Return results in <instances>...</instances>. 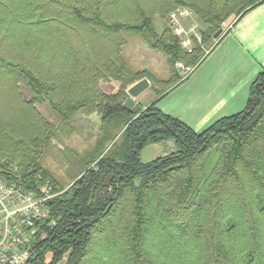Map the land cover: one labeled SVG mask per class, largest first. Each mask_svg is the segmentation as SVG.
<instances>
[{"label":"trees","instance_id":"trees-1","mask_svg":"<svg viewBox=\"0 0 264 264\" xmlns=\"http://www.w3.org/2000/svg\"><path fill=\"white\" fill-rule=\"evenodd\" d=\"M144 1L0 0V77H8L0 93V177L32 187L40 175L57 193L50 202L56 224L34 242L31 264H264V72L243 110L200 133L157 106L187 77L177 61L195 69L221 22L234 14L220 39L264 0ZM178 6L192 8L205 26L203 46L190 53L168 27L158 33L154 26L155 15L167 18ZM126 34L166 56L168 79L123 60ZM141 78L156 98L133 114L122 97ZM110 80L119 82L114 94L99 88ZM18 83L33 98L23 100ZM45 101L61 122L79 111L101 120L84 170L65 190L37 156L58 131L34 107ZM169 139L175 151L141 161L145 146Z\"/></svg>","mask_w":264,"mask_h":264},{"label":"crops","instance_id":"crops-1","mask_svg":"<svg viewBox=\"0 0 264 264\" xmlns=\"http://www.w3.org/2000/svg\"><path fill=\"white\" fill-rule=\"evenodd\" d=\"M220 36L213 39L197 67L157 104L196 133L243 110L251 83L264 72V3ZM102 85L111 86L109 94L118 89L113 83L99 82L101 91Z\"/></svg>","mask_w":264,"mask_h":264},{"label":"rangeland","instance_id":"rangeland-1","mask_svg":"<svg viewBox=\"0 0 264 264\" xmlns=\"http://www.w3.org/2000/svg\"><path fill=\"white\" fill-rule=\"evenodd\" d=\"M156 1L157 0H145L144 2L149 7L150 4H153L152 2ZM203 1L204 0H198L199 4H203ZM234 18L235 16L233 14L223 21L225 22V25H220L222 33L227 30V27L230 25V23H232ZM154 26L156 31L160 33L165 26L167 27L166 18H160L158 15H155ZM202 27L203 29L205 28L203 24ZM212 42L213 41L208 42L204 48L208 49ZM120 54L123 60H125V62L133 70L146 69L151 71L155 77L165 80L170 76V66L167 62L166 56L162 52L151 48L145 42V40L138 36L126 34L125 43L122 46ZM179 62L180 61H177L175 63V69L182 77V70L176 65ZM7 79V76L0 77V93L2 92L3 88L5 89L4 85L7 86ZM100 83L103 84L105 82L100 81ZM106 83H113L118 87L117 81L110 80ZM102 86L104 87H102L104 92H107L111 89V86L109 85ZM17 87L20 97L23 100L28 101L33 98V93L28 87H26V85L23 83H18ZM107 94L109 93L107 92ZM155 98V93L151 90V88H147L135 100L136 103L140 104L143 108L154 101ZM34 107L46 121H48L50 124H53L54 126H58V131L55 137L50 139L48 145H44L41 147V149H39V151H41L37 154V156L42 167L48 171L51 178L56 181L60 188L65 190L85 168L83 162L86 160L87 153L93 148L98 137L100 136V116L96 112L79 111L67 122H61V118L54 110L51 109L50 105L46 101L43 103H37L34 105ZM15 146L12 144L10 147L5 146L4 149H2L3 151L14 150ZM175 150L176 146L173 139L158 143H151L145 146L141 151L140 159L142 162H149L157 157L167 155ZM8 159L10 158L7 157V160ZM11 164L14 166L16 165L15 162ZM93 248V252L97 253L96 247ZM50 258L51 255L48 254L46 260H50ZM62 263L63 260L58 264ZM88 264L95 263L93 260H91Z\"/></svg>","mask_w":264,"mask_h":264},{"label":"built area","instance_id":"built-area-1","mask_svg":"<svg viewBox=\"0 0 264 264\" xmlns=\"http://www.w3.org/2000/svg\"><path fill=\"white\" fill-rule=\"evenodd\" d=\"M167 27L179 39L180 46L190 53L202 44V23L188 6H178L166 18ZM222 22L221 26H224ZM230 25L227 27V29ZM182 77L191 72L182 62L176 64ZM8 171L15 173L10 165ZM57 195L49 178L38 175L32 187L7 177H0V264H31L34 242L56 224L50 207ZM47 257V256H46ZM47 261V260H46Z\"/></svg>","mask_w":264,"mask_h":264},{"label":"water","instance_id":"water-1","mask_svg":"<svg viewBox=\"0 0 264 264\" xmlns=\"http://www.w3.org/2000/svg\"><path fill=\"white\" fill-rule=\"evenodd\" d=\"M222 30L218 29L213 35V39H217L222 35ZM150 87V81L147 78H141L140 80L134 82L126 89V95L122 97V105L126 110H130L133 114H138L142 111L140 104L136 103L135 99L147 88Z\"/></svg>","mask_w":264,"mask_h":264}]
</instances>
